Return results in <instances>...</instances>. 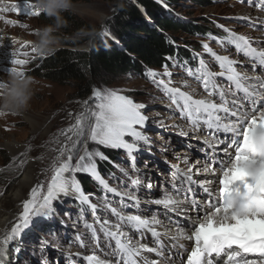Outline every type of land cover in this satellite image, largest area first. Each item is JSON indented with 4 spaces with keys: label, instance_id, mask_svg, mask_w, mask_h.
Instances as JSON below:
<instances>
[{
    "label": "rangeland",
    "instance_id": "374dc122",
    "mask_svg": "<svg viewBox=\"0 0 264 264\" xmlns=\"http://www.w3.org/2000/svg\"><path fill=\"white\" fill-rule=\"evenodd\" d=\"M121 1L73 0L74 9L62 13L65 23L55 34L71 42L80 43V45L72 48L65 47L59 42L58 45H54L55 50H91L93 44L90 49L89 47L93 38L91 39L90 32L98 31V34L102 35L101 33L108 30V23L114 19V15L118 14ZM157 2L175 20L192 25L181 26L177 31L166 34L170 43L174 44L178 51L186 49L192 53L191 58L198 62L196 67L203 59L211 72L221 71L215 58L204 51L203 44L207 43L218 55L228 56L238 61L235 67L240 73H244V70L247 73L249 71H251L249 73H254L256 62L253 59L245 57L242 52H237L235 46L226 41L223 45L218 43V39L223 40L228 35L224 31L226 28L237 35L248 37L253 48L264 51V11L256 8L253 2L250 0H245V2L241 0H176L170 4L167 0H157ZM29 3L34 6L31 11L38 10L35 0H29ZM255 3H259V0H255ZM12 4H19L23 9V0H0V5L5 7H11ZM66 13H73L81 23H87L86 29L76 32L75 27L68 28ZM141 13L143 14L144 11ZM0 14L6 19L18 22L8 26L4 33L0 34L5 39L4 43L0 41V81H5L11 73L6 69L17 68L24 75L38 82L34 87V95L27 110L20 115H8L5 119H0V207L8 212H14V219L8 230L17 220L22 211V202L29 198L31 190L38 184L44 185L46 190L47 182L52 176V165L58 156V149L69 143L66 136L61 133L73 125L76 116L81 113L86 116V120L82 123L95 122L94 117L89 113L97 110L96 105L100 101L91 95L93 88L100 89L102 92L115 90L134 103L144 105L141 112L147 117L143 127L137 126L138 130L147 137V143L138 144L139 151L133 154L134 162L125 150L99 145L89 140L87 136L76 141L74 146L70 145L73 166L83 154L85 143L88 151H98L107 157V159L94 157L96 169L109 188L116 189V192L106 191L90 173L76 172L74 177L80 184L84 195L88 196V201L82 202L78 194H61L52 202L53 212L49 216L37 219L30 229L25 230L16 241L9 245L13 255L12 264H97L96 260L89 261L87 259L89 256L116 264L117 257L111 256L110 250L106 247L105 238L108 230H116L115 225L117 224L120 225V231L126 233L127 238H130L133 244H144L148 248H156L162 252L161 255H157L156 252L143 251L142 255L147 260L157 259L161 264H174L164 257L169 254L155 242L151 233H148V238L141 240L129 225L119 220L118 216L111 211L112 208H116L117 212L125 217L134 213L144 219L159 218L164 225L176 226L180 225L181 221L189 225L188 218L194 215L183 209L182 212L171 211L154 203L157 199H164L166 195L183 199L182 189L177 193L173 188V185H179L180 181L174 180V174L177 170L182 173L186 170L185 167L204 159L200 158L202 155L197 152L196 147L205 143L206 137L215 144L211 137H208L207 132L202 129L193 134L189 121L182 118L180 109L172 105L162 87H158L152 78L146 75L149 71H155L161 73L155 78L156 80L167 82L169 77L162 75L165 66H138L137 68L132 66L128 71L115 74L100 73V76L94 79L90 90L85 92L83 88L88 78L62 76L55 79L35 74L41 60L48 57V55L32 52L37 39L36 31L38 28L53 25V19L48 18L42 12L39 16H32L23 10L19 15L15 12ZM21 24L28 27H21ZM193 25L211 27L212 30L203 33L193 29ZM219 25H223L224 28ZM213 30L218 34H214ZM102 37L106 44L111 38H115L111 33ZM25 42L28 46L22 51L28 52L29 55L27 57L14 56L13 53H16L21 44ZM15 58L27 59L29 63L23 66L14 65L12 60ZM170 61L172 63L166 65L167 70L172 73L170 87L181 88L194 98L206 97L207 94L202 84L190 77L184 67L186 65L187 68L192 69L189 64L190 57L180 54L177 57L171 56ZM40 74L43 76L46 73L42 71ZM215 81L221 84L228 101L244 102L237 97V91L225 77L216 76ZM248 85L252 84L247 81L245 86ZM212 99L218 101L219 97L213 96ZM181 131L188 135H181ZM126 139L129 142L132 140L131 137H126ZM7 141L17 143L20 151L13 155L5 146ZM182 151L186 154H181ZM205 152L210 153L207 150ZM209 156L212 157L211 154ZM185 158L188 160L187 164L184 163ZM88 162L86 159L84 164L87 165ZM106 163L110 164V170L102 168V165ZM206 165L208 164L205 163ZM28 171H31L33 175L32 186L25 188L22 201H14L12 194L19 188V184ZM193 172L195 173V169ZM65 175L71 174L65 173ZM200 177L201 174L193 175V180L198 183L202 180ZM133 180H138L139 185H133ZM84 181L89 182L87 187L84 186ZM197 183L191 184V190L194 193L198 192L197 197L201 196L198 200L202 198L205 200L203 192L200 193L203 189L199 188ZM149 185L151 187H148ZM132 195L139 200L138 206L129 199ZM93 204L96 205L95 212L91 207ZM179 213L182 214L177 215ZM98 237L103 240L105 248L102 251L97 247ZM165 237L169 244L178 241ZM185 254L186 252L180 253L177 264L184 263L182 258Z\"/></svg>",
    "mask_w": 264,
    "mask_h": 264
},
{
    "label": "snow or ice",
    "instance_id": "6c2138e0",
    "mask_svg": "<svg viewBox=\"0 0 264 264\" xmlns=\"http://www.w3.org/2000/svg\"><path fill=\"white\" fill-rule=\"evenodd\" d=\"M250 2L264 11V0H259V3H255V0ZM33 7L29 0H23V9L19 4H12L11 7L0 5V13L15 12L19 15L23 10L28 15L39 16V10L31 11ZM7 22L12 25L18 23L10 19H7ZM20 26L28 27L25 24ZM219 27L224 28L223 25ZM224 31L228 35L223 40L218 39V43L223 45L226 41L234 45L237 52H242L245 57L255 59L259 65L264 66V51L253 48L248 37L237 35L226 28ZM101 34L110 35L107 30ZM213 39L216 38L213 37ZM27 46V42L21 44L20 49L13 55L27 57L29 53L22 51ZM203 48L215 58L221 71L211 72L203 59L195 70L187 68L186 65L184 67L190 77L202 84L206 97L194 98L181 88L170 87L172 73L167 70L166 65L162 75L169 77L167 82L155 79L161 73L155 71L146 73L158 87H162L171 104L180 109L182 118L189 121L193 134L198 133L203 127L209 136L216 140L215 144H209V147L213 149L210 165L201 169L197 167L199 162H196L189 165L184 172L174 174V180H180L182 184L187 185L184 198L176 199L166 195L164 199H157L154 203L171 211H176L181 205H185L194 212L195 218H188L190 234L178 228L176 235L173 236V239L181 238L189 242L190 250H185L186 264H214V262L215 264H264V80L256 77L259 87L245 86L250 78L237 71L235 65L238 61L228 56L218 55L207 43L203 44ZM32 52H36V49L32 48ZM28 63L27 59L12 60L14 65L23 66ZM6 71L22 73L17 68L6 69ZM216 76L225 77L233 82L236 90L244 93L243 99L250 101L251 107L245 109L244 105L228 101L224 90L215 83ZM91 95L100 101L96 105L97 110L89 113L94 117L95 122L82 123L86 120V116L81 113L76 116L75 123L61 133L66 136L69 143L58 149V156L52 165V176L47 182L46 190L42 184L35 186L29 198L22 202V211L10 230L0 236V264H5L4 257L12 242L16 241L25 230L30 229L37 219L47 217L53 212L52 202L61 194H78L82 202L88 201V196L84 195L74 177L76 172H88L106 191L116 192V189L109 188L96 169L94 157L100 159H107V157L98 151H88L85 143L83 154L73 166L70 145L74 146L76 141L87 136L89 140L99 145L125 150L134 162L133 154L139 151L138 144L147 143V137L137 127H143L147 120L141 112L144 105L134 103L115 90L102 92L100 89L93 88ZM213 96H218L220 103H216L212 99ZM225 120L228 122L225 123ZM221 130L229 134L225 140H219L216 136V133ZM180 134L188 135L183 131ZM126 137H131V142ZM205 143H209L207 137ZM86 159L89 161L87 165L84 164ZM184 163H188L187 158ZM201 171L214 177L198 182V187L207 194V198L203 201L189 198L188 195L191 192V184L197 183L193 180V175L200 174ZM65 173L71 175L66 176ZM139 183L138 180L132 181L133 185L138 186ZM173 188L177 193L180 192L179 185L174 184ZM129 199L137 206L139 205L136 196L132 195ZM106 206L110 207V205ZM91 207L95 212L96 205L93 204ZM111 211L132 229L138 232L148 230L154 237L160 236L155 227L160 223L159 220L144 219L140 215L125 217L120 215L116 208H112ZM115 229V231L108 230L106 234L115 239L116 264H146L142 259L143 251L161 255L156 248H148L144 244H133L131 239L127 238V234L120 231L119 224L115 225ZM180 246L184 247V245ZM87 259L97 260L99 264L95 256H89ZM152 264H158V262L153 261Z\"/></svg>",
    "mask_w": 264,
    "mask_h": 264
},
{
    "label": "trees",
    "instance_id": "16d2710c",
    "mask_svg": "<svg viewBox=\"0 0 264 264\" xmlns=\"http://www.w3.org/2000/svg\"><path fill=\"white\" fill-rule=\"evenodd\" d=\"M173 2L176 0H167L169 4ZM119 4L118 14L109 21L107 28V31L115 36L114 39L111 38L106 44V41H103V35L96 36L99 32L91 31V39L94 38L91 50H55L41 60L35 74L45 78L54 77L55 79L62 76L88 78V82L83 88L85 92H88L94 79L98 78L100 73L115 74L120 71H128L132 66L135 68L138 66L162 67L172 63L170 61L171 56L177 57L180 54L189 56V64L192 69L197 68L198 62L191 58L192 53L186 49L178 51L177 47L170 43L166 34L177 31L181 26L192 25H186L169 16L157 0H122ZM141 11L144 13L142 14ZM66 15L68 28L75 27L76 32H82L86 29L88 24L81 23L73 13H66ZM193 26V29L203 33L212 30L211 27ZM213 32L218 34L214 30ZM57 37L65 47L73 48L80 45V43L71 42L62 36ZM42 71L46 73L43 76L40 74ZM102 168L111 169L108 163L103 164ZM88 183V181L83 182L85 187Z\"/></svg>",
    "mask_w": 264,
    "mask_h": 264
},
{
    "label": "clouds",
    "instance_id": "9594fccd",
    "mask_svg": "<svg viewBox=\"0 0 264 264\" xmlns=\"http://www.w3.org/2000/svg\"><path fill=\"white\" fill-rule=\"evenodd\" d=\"M38 10L54 20L53 25L38 28L35 43L36 52L49 55L55 51L54 45L59 44L55 35L64 26L62 13L74 9L73 0H35ZM12 24L0 14V34ZM38 82L20 72H11L5 81H0V119L8 115H20L30 106L34 95V87Z\"/></svg>",
    "mask_w": 264,
    "mask_h": 264
},
{
    "label": "bare ground",
    "instance_id": "6f19581e",
    "mask_svg": "<svg viewBox=\"0 0 264 264\" xmlns=\"http://www.w3.org/2000/svg\"><path fill=\"white\" fill-rule=\"evenodd\" d=\"M0 37H2V35H0ZM0 41L4 43L5 42V39L2 37V39H0ZM244 71H245L244 74H246L250 78L248 80L249 84L256 85L257 87H259L258 81L255 78L256 77H259L261 80H264V73L263 72H261V74L255 73V72L254 73H249L251 71H249L247 73L246 70H244ZM213 100L216 103H219V101H220V100L217 101L216 99H213ZM232 101H234V100H232ZM5 146L9 149V151L13 155L16 154V153H18L20 151V147L17 145V143H14L12 141H7L6 144H5ZM181 154H186V152L183 153V151H182ZM197 162H199L197 164V167H200L201 168L202 166H205L206 159L204 158V159H201V160H199ZM195 163L196 162H194V164ZM188 167L189 166H187L185 168L187 169ZM201 169H203V168H201ZM200 174H201L202 180H205V179H213L214 178L210 174H205L203 171H201ZM32 180H33V175L31 174V171H28L25 174V177L22 179L21 183L19 184V188L17 190H15L14 193L12 194V199L14 201H18V200H21L22 201L24 199V190H25L26 187H31L32 186ZM202 192H203V194L205 196V199H206L207 198V194L203 190H201L200 193H202ZM201 201H203V198L201 199ZM182 209L185 212H188L190 214H194V212L190 209V207H186L185 205H181L180 208L177 209V210H179L180 212H182L183 211ZM180 214H182V213H179L177 215H180ZM131 215H137V214L131 213ZM191 218L194 219L195 218V214L194 215H191ZM13 219H14V212H11V211L8 212V211L4 210V208L0 207V236H2L8 230V228H9V226H10V224H11V222H12ZM155 219H157V220L160 221V223L158 225H155L156 230L159 233H162L164 235H165V233H168L165 236H167L169 238H173V236L176 235V232H177V229L178 228H182L186 233L190 234V225H187L183 221H181L180 225L176 226V225H171V224H165L164 225V224L161 223L162 220H160L159 218H155ZM166 225H169V226H166ZM175 240H178V241H177L176 245L174 246V249L169 248V251H167V253H173V254L172 255L169 254V256L167 255V256H164V257H167V259H169L171 263L177 264V259H180V256H179L180 254L179 253L184 254L186 252L185 251L186 249H183V248H187L188 249L189 242L186 241V240H184V239H181V238H177ZM180 245H184V247H181ZM160 253H162V252H160ZM12 256L13 255H12V252H11V247L9 246L8 249H7V254L4 257L5 264H12V261H13L12 260ZM185 257H186V255H185ZM98 261H99L100 264H112V263H107V262H105V260H101V259L100 260L98 259ZM109 262H110V260H109ZM165 264H167V263H165Z\"/></svg>",
    "mask_w": 264,
    "mask_h": 264
},
{
    "label": "water",
    "instance_id": "95a60500",
    "mask_svg": "<svg viewBox=\"0 0 264 264\" xmlns=\"http://www.w3.org/2000/svg\"><path fill=\"white\" fill-rule=\"evenodd\" d=\"M99 34H97L96 36H98ZM93 41H94V38L91 40V42H90V47H89V49L91 48V46H92V44H93Z\"/></svg>",
    "mask_w": 264,
    "mask_h": 264
}]
</instances>
